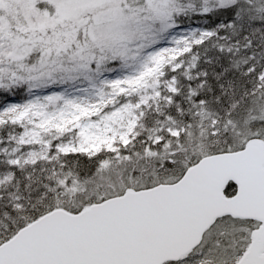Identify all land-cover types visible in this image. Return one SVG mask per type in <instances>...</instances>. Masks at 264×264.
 <instances>
[{"label": "snow or ice", "instance_id": "1", "mask_svg": "<svg viewBox=\"0 0 264 264\" xmlns=\"http://www.w3.org/2000/svg\"><path fill=\"white\" fill-rule=\"evenodd\" d=\"M0 264H264V0H0Z\"/></svg>", "mask_w": 264, "mask_h": 264}, {"label": "rangeland", "instance_id": "2", "mask_svg": "<svg viewBox=\"0 0 264 264\" xmlns=\"http://www.w3.org/2000/svg\"><path fill=\"white\" fill-rule=\"evenodd\" d=\"M192 26H204L203 22L197 24L196 22H193ZM16 102L22 101L23 96H17L14 98Z\"/></svg>", "mask_w": 264, "mask_h": 264}]
</instances>
